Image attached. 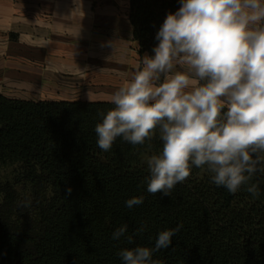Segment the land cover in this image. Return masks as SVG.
Masks as SVG:
<instances>
[{
  "label": "trees",
  "instance_id": "1",
  "mask_svg": "<svg viewBox=\"0 0 264 264\" xmlns=\"http://www.w3.org/2000/svg\"><path fill=\"white\" fill-rule=\"evenodd\" d=\"M129 3L138 53L152 56L156 34L180 0ZM113 107L0 93V166L18 167L14 181L0 184V264H123V248H154L158 234L177 225L170 247L153 253L159 264H264V173L232 194L193 166L170 196L150 194L145 157L161 152L159 131L144 145L118 137L101 150L95 126ZM253 183L255 197L246 190ZM141 196L142 204L126 207ZM123 225L126 236L113 240Z\"/></svg>",
  "mask_w": 264,
  "mask_h": 264
},
{
  "label": "clouds",
  "instance_id": "2",
  "mask_svg": "<svg viewBox=\"0 0 264 264\" xmlns=\"http://www.w3.org/2000/svg\"><path fill=\"white\" fill-rule=\"evenodd\" d=\"M155 38L154 55L141 58L111 95L114 107L99 113L98 147L107 152L118 137L144 145L158 130L162 150L145 157L150 194L170 196L193 166L235 194L264 173V0H180ZM246 190L259 195L257 184ZM143 200L130 198L126 207ZM127 227L112 239L125 237ZM181 227L161 231L154 248H123V264H159L153 253L170 247Z\"/></svg>",
  "mask_w": 264,
  "mask_h": 264
},
{
  "label": "crops",
  "instance_id": "3",
  "mask_svg": "<svg viewBox=\"0 0 264 264\" xmlns=\"http://www.w3.org/2000/svg\"><path fill=\"white\" fill-rule=\"evenodd\" d=\"M129 0H0V93L110 102L141 58Z\"/></svg>",
  "mask_w": 264,
  "mask_h": 264
},
{
  "label": "rangeland",
  "instance_id": "4",
  "mask_svg": "<svg viewBox=\"0 0 264 264\" xmlns=\"http://www.w3.org/2000/svg\"><path fill=\"white\" fill-rule=\"evenodd\" d=\"M17 169L18 167L15 164H7L0 166V184H3L8 181H14Z\"/></svg>",
  "mask_w": 264,
  "mask_h": 264
}]
</instances>
